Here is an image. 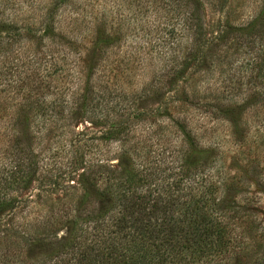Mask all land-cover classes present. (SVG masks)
<instances>
[{
  "label": "trees",
  "instance_id": "1",
  "mask_svg": "<svg viewBox=\"0 0 264 264\" xmlns=\"http://www.w3.org/2000/svg\"><path fill=\"white\" fill-rule=\"evenodd\" d=\"M42 1L41 26H28L31 29L27 33L23 30L25 24L0 19V83L9 75L7 84L16 90L13 98L20 99L6 115L0 114L1 120L8 119L5 148L0 151V215L14 210L12 216L16 217V209L28 201L20 193L37 180L38 169L43 172L40 159H36L19 132L29 129L38 117V125L43 127L45 120L52 121L51 115L59 106L73 111L75 97L83 100L84 109L90 107L92 115L101 114L108 106V83L117 84L108 80L116 67L103 62L108 60L109 48L120 49L123 44L117 29L121 23L117 28L112 23L116 17H108V22L104 17H95L91 26L93 58L91 63L80 64L72 53L83 28L79 0ZM157 1L164 20L158 32L165 36L164 47L170 50L166 53L169 65L165 63L163 67L166 75H155L142 95L126 92L119 80L120 101L115 106L124 105V100L129 103L134 97L145 98L156 83L162 85L167 77L175 112L163 104L156 116L149 110L134 111L131 107L125 118L124 114L116 118L109 111L104 114L102 119L111 122L108 140L118 144V165L115 168L100 163L96 168L79 158L72 170L82 169L80 184L84 194L77 209L89 191L99 196L100 212L91 214L82 224L75 222L61 238L53 235V215L43 220L46 222L42 228L52 237H44L41 242L58 254L66 253L60 264H230L238 250L231 221L243 216L238 215L243 206L237 197L249 179L251 163L242 167L232 162L239 173L230 177L217 124L227 122L234 139L240 142L245 138L240 126L247 123L248 109L253 108V120L264 125V115L257 112L263 99L251 93L239 101L233 100L229 82L224 79L218 85L220 77L216 74L220 75L219 69L224 67L232 70L236 62L233 56L240 53L246 65L254 69L264 66V0H248V13L234 19L233 0H213L212 6L219 5L224 12L216 23V32L209 31L211 24L203 13L201 0ZM118 19L121 21L122 17ZM24 40L45 43L47 50L39 55L32 47L24 49ZM232 49L231 61L220 67ZM134 57L139 58L137 54ZM117 66L119 73L128 74L129 64L121 67L118 62ZM192 66V73L186 74ZM102 77L105 83L97 85ZM230 77L233 80L236 73ZM61 78L67 79L64 84ZM24 86L29 88L25 93ZM219 86H223V91ZM109 88H113L111 95L116 88ZM163 88L165 85L154 89L153 95L157 98ZM227 91L231 94L223 96ZM53 93L56 96L51 99ZM150 115L161 130H168L163 137H156L157 147L151 142L154 132L133 140L138 122L148 121ZM204 119H208L209 127L200 123ZM168 135L174 137L175 143L159 145L161 138L169 140ZM48 177L46 185L57 189L58 179ZM26 233L22 240H14L5 248H14L17 257H21L18 250L25 251L23 247L33 252L38 245L30 242L29 232Z\"/></svg>",
  "mask_w": 264,
  "mask_h": 264
},
{
  "label": "rangeland",
  "instance_id": "2",
  "mask_svg": "<svg viewBox=\"0 0 264 264\" xmlns=\"http://www.w3.org/2000/svg\"><path fill=\"white\" fill-rule=\"evenodd\" d=\"M32 1L0 0V19L14 20L18 25L25 24V28H23L25 33L31 29L28 26L33 28L40 27V21L43 19L40 8L43 5V1L35 0L33 3ZM201 1L204 4L203 13L211 24L209 25V31H218L216 23L222 19L224 12L219 5L212 6L213 0ZM78 2L80 3H78V6L82 17L79 21L83 28H81V38L74 45L72 53L79 58L80 64L91 63L93 58L91 43V32H93V29L91 26L95 17H104L107 22L108 17L110 20L112 17H116L112 21L115 28L121 23V26L117 29L120 33L119 36L123 37L121 42L123 44L120 49L113 48L110 50L109 48L107 50L108 60H103L104 63H108V66L116 67L112 70V75L110 77L108 75V80L117 81V84L108 83V102H105L108 103V106L104 107L101 114L92 115L90 107L84 109L81 106L83 100H77V97H75L77 104L73 103L75 107L73 111L68 107L59 106L51 115L52 121L45 120L43 127L40 128V125H38L37 120L40 118L38 117L31 122L29 129L19 132L22 141L26 146L30 145V149L36 155V159H40L43 172L42 169H38L37 175L39 176L37 180L34 179L30 188L20 193V196L26 197L28 201L16 209V217L12 216L14 210L6 211L5 215H0V264H60L62 257L64 258L66 253L58 254L56 250L49 249L50 245L46 242H41L44 237H52L48 236L42 228L44 222H46L43 220L52 214L53 219H55L51 221L55 227L53 235L61 238L66 236L67 231L75 226V222L82 224L85 222L83 221L85 218L91 214L97 215L100 212L99 196L96 197L89 191H87L89 195L84 197V204L80 210L77 209L80 206L79 201L82 200L84 194L80 184V172L82 169L79 168L78 171L74 172L72 170L77 166L79 158L85 159L88 164L89 162L92 163L96 168H98L100 163L106 166L112 164L115 168L118 165V144L108 140V129L111 122L102 119L107 111L110 112V115H116V118L124 114L123 118H125L127 113L130 112L128 111L129 107L134 111L139 109L149 110L152 114H155L154 116L159 113V108L163 104L169 105L170 111L175 107L174 104L170 103L172 91L169 85L170 78L167 77H165V81L162 84L165 85V88L160 89V95L157 98L155 97L156 95H153L154 89H158L162 85L155 82L156 87H152L145 98L134 97L129 103L124 100V105L115 106L116 102L120 101L119 80L123 82V89L126 92L130 91L131 93L142 95L144 87L148 82H152L155 75H166L163 67L167 62L166 53H170V50L168 47H164L166 43L164 41L165 36H161V33L158 32L159 27L162 25L161 22L164 21L162 20L163 11L158 5V1L79 0ZM247 3H249L248 0L232 1L233 19L237 16L241 18L248 13ZM118 17H122V20L120 21ZM21 45L24 49L32 47L38 54L40 53L39 55H43L44 51L47 50L45 43L36 41L32 43L24 40ZM232 53L233 49L230 50V56L222 61L220 67L227 66L226 61H231ZM135 54L139 58L135 59ZM233 59L236 62L232 65V70L229 67H224L219 69L218 73L220 75L216 74L220 77L218 85L224 79L225 82H229L228 84L232 88L231 92L235 95L233 97L235 101H239L251 93L258 94L263 101L259 104L261 109L257 110V112H260L259 114L263 116L264 66L262 65V69H257V67L254 69L252 65H246L247 61L244 60V55H241V53L237 56L234 55ZM118 62L121 67L129 64L128 74H125V72H123V75L119 73L117 69L120 68L117 66ZM166 64L169 65V63ZM192 69H194L193 66L186 74L192 73ZM232 72L236 73V77H233V80L230 79ZM114 74H117V76L115 77ZM9 77L8 75L7 79L2 80L0 83V89L6 87L5 90H0L1 115H6L13 104L20 100L19 98H13L16 90L13 85L9 86L7 84ZM66 80V78L60 79L62 84ZM210 81L213 82V78ZM104 83L105 81L102 77L97 85ZM59 86L65 87L64 85ZM110 86L116 88L111 95H109V92L113 88L110 89ZM219 87L223 91V86ZM28 89L27 86H24L23 93L27 92ZM228 92L222 93V95L228 96V94H231ZM55 94H51L50 98H54ZM118 108H120L119 111H117ZM88 109L89 112L87 111ZM252 109L246 111L247 123L240 126L241 136H245L240 142L234 139L230 132V125L227 122L223 121L217 124L218 135L225 151L224 161L229 168L230 177L239 173L238 167L234 166L232 162L238 163L242 167L244 165L247 167L248 163H251L249 165V179H247L244 186L240 187V194L237 197L238 202L243 206V211L239 212L238 215L243 216L236 217L238 221H231L235 227L238 250L233 255L230 264H264V125H260L253 120L256 114H254ZM151 116L153 115H150L148 121L141 120L138 122L133 140L138 141L140 138H145L148 134L147 132H150V134L154 132L152 134L154 139L151 142L155 143V147H157L156 137H163L168 130H161V127L153 123L155 119H151ZM207 120H200V123H204L209 127L211 124L207 123ZM53 122L54 124H52ZM7 123L8 119L7 121L0 119V151L5 148ZM173 130L171 129L172 132ZM245 131L247 132L244 133ZM168 137L169 140L161 138L159 145L167 144L168 146L175 143L173 136L168 135ZM141 154L143 155L144 153ZM7 161L8 159L6 158ZM49 175L58 179L59 185L57 189L49 188L46 185ZM38 193H40L39 196H37ZM26 232H29L30 242L36 243L38 246L34 248L33 252L26 251L29 247L25 248L22 246L25 251L18 250L21 257H17L15 255L17 252L13 251L14 248L6 249L5 246L6 244L10 245L14 240H22L21 236ZM68 256L70 255L68 254ZM211 264H216V262L213 261Z\"/></svg>",
  "mask_w": 264,
  "mask_h": 264
}]
</instances>
